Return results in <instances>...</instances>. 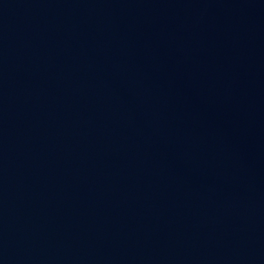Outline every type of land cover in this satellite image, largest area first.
Wrapping results in <instances>:
<instances>
[{"label":"water","instance_id":"water-1","mask_svg":"<svg viewBox=\"0 0 264 264\" xmlns=\"http://www.w3.org/2000/svg\"><path fill=\"white\" fill-rule=\"evenodd\" d=\"M0 264H264V33L0 0Z\"/></svg>","mask_w":264,"mask_h":264}]
</instances>
